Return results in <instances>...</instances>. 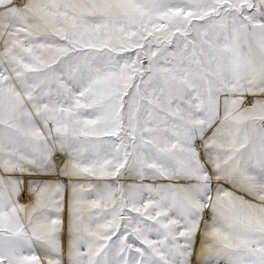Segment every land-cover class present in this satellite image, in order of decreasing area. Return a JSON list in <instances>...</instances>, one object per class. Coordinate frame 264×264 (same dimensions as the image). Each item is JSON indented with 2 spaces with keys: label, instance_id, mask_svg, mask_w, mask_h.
<instances>
[{
  "label": "snow or ice",
  "instance_id": "snow-or-ice-1",
  "mask_svg": "<svg viewBox=\"0 0 264 264\" xmlns=\"http://www.w3.org/2000/svg\"><path fill=\"white\" fill-rule=\"evenodd\" d=\"M0 264H264V0H0Z\"/></svg>",
  "mask_w": 264,
  "mask_h": 264
}]
</instances>
